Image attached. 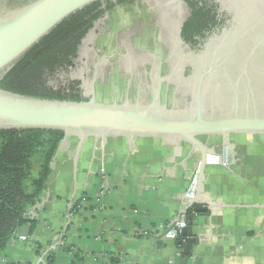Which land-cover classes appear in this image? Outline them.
Returning a JSON list of instances; mask_svg holds the SVG:
<instances>
[{
	"label": "crops",
	"instance_id": "crops-1",
	"mask_svg": "<svg viewBox=\"0 0 264 264\" xmlns=\"http://www.w3.org/2000/svg\"><path fill=\"white\" fill-rule=\"evenodd\" d=\"M200 142L232 150L226 167L204 168L191 207L184 195L200 154L185 141L67 136L27 211L28 236L10 241L0 264H45L50 254L53 264H264V135ZM181 214L187 243L164 240Z\"/></svg>",
	"mask_w": 264,
	"mask_h": 264
},
{
	"label": "water",
	"instance_id": "water-1",
	"mask_svg": "<svg viewBox=\"0 0 264 264\" xmlns=\"http://www.w3.org/2000/svg\"><path fill=\"white\" fill-rule=\"evenodd\" d=\"M97 1L101 0H28L10 5L9 0H0V79L64 19ZM223 63L226 68H212L202 74L196 99L186 101L183 107H168L167 95L161 99V79L152 88L151 99L144 104L98 103L93 86L90 99L79 103L37 100L0 90V130L61 131L64 134L61 143L67 136L183 140L200 154L195 192L198 195L206 157L217 155L213 149L205 148L200 138L264 135V54L229 57ZM215 73L226 75L235 92L232 100L202 101L204 78ZM236 77L246 81V95L239 93ZM224 149L229 152L232 146L225 145ZM194 199L191 207L195 205ZM189 226L188 222L184 236H189ZM28 231L29 226H23L18 236L25 238ZM183 252L188 253L186 247Z\"/></svg>",
	"mask_w": 264,
	"mask_h": 264
},
{
	"label": "flooded vegetation",
	"instance_id": "flooded-vegetation-1",
	"mask_svg": "<svg viewBox=\"0 0 264 264\" xmlns=\"http://www.w3.org/2000/svg\"><path fill=\"white\" fill-rule=\"evenodd\" d=\"M21 1L25 2L9 0V3L16 5ZM120 1L100 3L99 10L108 5L112 9L93 23L78 47L72 67L67 72L57 71L53 82L59 80L56 83L64 84L61 87L78 82L82 96L79 69L90 61L87 45L96 36V48L105 44L118 52L110 58L102 55L98 58L92 79L105 83L110 73L117 70L119 75L128 74L129 82L139 83L142 95L147 93L146 85L152 93L161 79V99L167 95L170 105L183 107L186 101L196 99L204 72L226 68L223 61H228L229 57L264 54V0H132L122 4ZM135 4L146 5L139 17L129 18L127 24L105 26L108 14ZM73 72L78 75L75 81L70 79ZM67 75V80L60 79ZM237 82L239 93L246 95V81L237 79ZM234 95L226 75L215 73L204 78L202 101H229Z\"/></svg>",
	"mask_w": 264,
	"mask_h": 264
},
{
	"label": "trees",
	"instance_id": "trees-1",
	"mask_svg": "<svg viewBox=\"0 0 264 264\" xmlns=\"http://www.w3.org/2000/svg\"><path fill=\"white\" fill-rule=\"evenodd\" d=\"M103 1L109 2H94L58 24L1 77L0 90L44 101L87 102L78 82L67 87L51 84L57 71L67 72L72 67L93 23L112 9L108 5L99 10ZM63 137V132L53 130H0V255L28 223L27 211L46 189L50 165ZM186 237L181 235L178 243L182 239L187 243ZM53 263L54 254H50L45 264Z\"/></svg>",
	"mask_w": 264,
	"mask_h": 264
},
{
	"label": "rangeland",
	"instance_id": "rangeland-1",
	"mask_svg": "<svg viewBox=\"0 0 264 264\" xmlns=\"http://www.w3.org/2000/svg\"><path fill=\"white\" fill-rule=\"evenodd\" d=\"M27 0H25L26 2ZM20 3H23L21 1ZM19 4V3H18ZM146 5L144 4H135L131 7H121L118 8L117 11H113L112 13L107 15V19L104 21L105 26L111 27L116 25H122L127 24L129 18L132 17H139L140 13L142 14L144 12V8ZM96 37V36H95ZM92 38L89 45H87V50L90 54V61L86 64L83 63L79 70H81V76L79 78V81L82 86V96L89 100L91 97V86H93L94 91V97L96 102L101 104H135L137 101L140 104H144L148 101V97L151 95V88L150 86H147V93L145 95H142L140 92L139 83H131L129 82V75L123 74L119 75V73L113 70V72L110 73V76L108 80L104 83L102 80H99L98 78L92 79V73L93 68L95 67V64L97 63L98 58L102 55L103 57L110 58L113 54L118 52L115 47H108L105 44H103L99 49L95 47L94 40L96 38ZM104 46V47H103ZM86 69V70H85ZM117 74V76H116ZM77 73L73 72L70 74V79L75 81L77 77ZM118 76H120L121 79L118 80ZM68 75L64 78V76H60V79L67 80ZM52 86L59 87L60 85L63 86L62 83H56L52 82ZM167 106L170 107V103L168 101Z\"/></svg>",
	"mask_w": 264,
	"mask_h": 264
},
{
	"label": "built area",
	"instance_id": "built-area-1",
	"mask_svg": "<svg viewBox=\"0 0 264 264\" xmlns=\"http://www.w3.org/2000/svg\"><path fill=\"white\" fill-rule=\"evenodd\" d=\"M228 154L229 152L226 149H223L221 154L212 155V156L208 155L206 157V166L215 165V166L226 167L228 163ZM198 170H199V166L196 173L193 175L192 180L189 182L188 188L184 195V198L188 203L192 202L195 196ZM186 228H187V215L181 214L177 220L171 222V224L165 228L162 238L166 241L176 242L181 238V235H183ZM184 243L185 240L182 239L181 244Z\"/></svg>",
	"mask_w": 264,
	"mask_h": 264
}]
</instances>
